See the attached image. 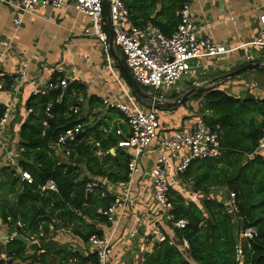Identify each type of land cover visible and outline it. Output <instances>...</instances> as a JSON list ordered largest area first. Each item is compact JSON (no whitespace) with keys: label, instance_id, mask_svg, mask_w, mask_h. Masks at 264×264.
Wrapping results in <instances>:
<instances>
[{"label":"trees","instance_id":"1","mask_svg":"<svg viewBox=\"0 0 264 264\" xmlns=\"http://www.w3.org/2000/svg\"><path fill=\"white\" fill-rule=\"evenodd\" d=\"M185 1L124 0L135 26H158L167 37L177 31ZM103 11L107 21L105 7ZM105 30L109 32L108 25ZM117 69L132 90L125 74ZM63 77L62 72H55L52 80ZM0 82L4 83V91L13 84L7 77L0 78ZM86 97V85L79 80L70 82L65 90L31 93L24 104L31 112L19 131L10 120L19 152L15 156L17 164L10 161L0 168V219L8 226L10 237L0 251L5 255L0 264H97L96 253L83 255L50 244L54 233L61 229L85 243L92 236L103 237L104 232L92 222L110 225L106 212L116 196L98 180L106 179L114 185L130 181L132 157L119 147L130 135L124 113L107 106L98 96H90L88 106L99 111H85ZM193 97L200 100L202 122L219 130L222 154L194 161L180 173L183 180L194 181V188L204 194L202 205L186 200L171 188L173 208L168 223L175 242L168 235L155 241L153 251L144 253L142 264H264V158L254 154L264 122L258 124L254 117H248L250 110L264 113V103L240 101L215 86L203 88ZM5 107L0 103V120ZM78 125L76 137L60 147L67 156L61 159L57 141L66 130ZM118 130L122 132L118 134ZM21 171L30 174L31 183L23 180ZM195 171L198 173L193 177ZM92 181L99 185L85 193L87 183ZM50 182L55 189L45 188ZM216 186H226L234 194L233 212L208 195ZM181 220L187 221L184 228L175 225ZM250 228L256 234L242 236ZM16 236L38 241L42 246L37 253L28 254L26 245ZM183 238L189 243L186 249L181 248Z\"/></svg>","mask_w":264,"mask_h":264},{"label":"crops","instance_id":"2","mask_svg":"<svg viewBox=\"0 0 264 264\" xmlns=\"http://www.w3.org/2000/svg\"><path fill=\"white\" fill-rule=\"evenodd\" d=\"M9 2L18 4L17 6L21 4L17 0H0V39L11 42L14 48L13 53L3 58L0 67L4 72H14L24 67L28 69V80L18 94L11 116L16 130L19 131L20 124L27 117L24 104L33 92L34 86L43 84L48 79L49 73L60 66L68 70V73L70 66L76 67L77 75L74 79L83 82L87 88V97L84 99L85 111L92 110V113L99 111L88 106L90 96L122 102L121 86L110 70L106 69L107 55L103 52L100 40L94 35L86 36L83 33L85 28L92 29V22L87 15L75 7L72 1L55 10L49 6L39 5L34 13L23 16L22 24L18 28L13 24L16 10L8 5ZM263 14L264 0H195L192 5V19L200 34L211 37L215 42L227 44L235 50L224 56L195 62L193 69L184 80L191 76L213 72L217 75L204 80L205 84L201 85L204 86L203 88L215 86L240 101L264 103V70H250L241 76L217 80L249 62H264V45L253 44L260 36L262 27L260 18ZM248 56H251V60H248ZM184 80L165 92L178 89L185 82ZM10 92L11 90H7L4 94H11ZM191 98L194 97L189 99ZM0 103L6 104L7 101L0 100ZM158 113L162 120L159 131L161 138H168L175 130L203 123L199 112L197 118L181 123L180 117L185 113L182 107L174 111L172 116L168 114L169 111ZM248 117H254L258 124L264 122V113L257 109L248 111ZM91 120H94V117ZM242 128L248 130L247 126ZM128 130L130 131L129 127ZM14 142L12 144H16ZM114 151L111 149L112 153ZM161 154L168 156L171 168L180 160L179 155L163 147L156 140L141 156L138 170L130 175L127 184L114 185L106 179L94 178L105 184L108 191L116 198L124 200V206L114 211V220L109 226L92 222L104 232V236L111 239L113 264H142L144 253L153 251L155 243L153 235L158 229L175 242L173 229L163 216L161 207L154 197L152 179L149 175ZM221 154L222 150L218 156ZM196 173L198 171L193 173V177ZM170 175L171 180L176 177L177 182L189 187L192 194L204 198V194L194 188V181L183 180L180 173L176 174L173 170ZM172 188L187 200L176 187ZM228 191L226 186H216L211 188L208 195L228 207L225 197ZM135 228L138 229V233L132 236L131 233ZM50 241L58 247L79 251L83 255L94 253V248L89 242L85 243L63 229L54 233ZM7 242L6 240L3 242L0 251ZM40 245L42 246L41 243ZM0 258H5V255L0 253Z\"/></svg>","mask_w":264,"mask_h":264},{"label":"built area","instance_id":"3","mask_svg":"<svg viewBox=\"0 0 264 264\" xmlns=\"http://www.w3.org/2000/svg\"><path fill=\"white\" fill-rule=\"evenodd\" d=\"M68 1H72L80 12L90 18L92 29L85 28L83 33L86 36H96L100 40L103 52L110 58L109 32L105 30L108 22L104 16L103 0H22L18 6L19 11L14 17L13 24L15 28L20 27L23 16L34 13L39 5L49 6L55 10L63 7ZM194 1H185L180 12V24L177 31L173 36L167 37L158 26L142 28L135 26L130 19L129 10L124 0H108L117 47L125 59L127 68L141 87L150 88L153 91L171 89L189 75L195 62L224 56L235 50L227 44L215 42L211 37L200 34L192 19ZM260 22L262 24L260 36L253 44L264 45V14L261 16ZM13 52V44L0 39V64L5 56ZM84 57L86 56L84 55ZM248 60H251V56H248ZM108 64L110 72L119 82L121 92L128 101V103H125L103 98L107 106L119 109L127 119L130 135L119 143V147L124 148L131 154L130 175L138 170V162L141 156L149 150L156 140L163 147L180 156L179 162L171 168L168 156L161 154L157 158L153 170L149 173L152 179L154 197L161 207L163 216L169 221L171 219L169 212L173 208L170 202V173H172V170L176 174L184 173L193 161L217 157L220 154L219 130L204 123H198L190 128L175 130L168 138H161L159 131L162 127V120L158 111L154 107H150L146 111L132 90L126 84H123L120 77L116 75L114 66L109 59ZM55 72H62L64 77L53 82L52 78ZM76 75L77 69L75 66H70L69 73L68 70L60 66L49 73L48 79L43 84L34 86L31 93L45 92L57 88L65 90L70 82L76 80L74 79ZM6 77L13 80V84L12 89H10L11 94L5 95L4 83L0 82V100L7 101L4 104L6 107L0 120V148L2 152L3 150L7 151V147H11V143H7L9 122L15 109L14 105L18 94L28 80V69L24 67L14 72H4L0 67V78L5 79ZM29 112L31 111H27V115ZM79 132L80 125L66 130L59 137L56 144L57 148L65 146ZM119 133H121L120 130H118ZM254 154L264 158V126ZM21 175L23 180L29 183L32 182L28 172L21 171ZM98 185V181L88 182L85 193L91 192ZM45 188L55 189V185L50 182ZM231 195L234 197V194ZM123 203L124 200L117 197L115 203L106 212L110 222L114 220V211L124 206ZM186 224V220L175 223L180 228H184ZM137 233L138 229L135 228L131 235L135 236ZM254 234H256V230L250 228L242 233V236L252 237ZM164 238L163 231L159 229L155 231L153 235L154 242L161 241ZM89 244L94 248L97 264H113V249L110 238L92 236ZM188 247V241L185 238L181 239V248L186 249Z\"/></svg>","mask_w":264,"mask_h":264},{"label":"rangeland","instance_id":"4","mask_svg":"<svg viewBox=\"0 0 264 264\" xmlns=\"http://www.w3.org/2000/svg\"><path fill=\"white\" fill-rule=\"evenodd\" d=\"M17 2H21L20 0ZM8 5L11 7V8H15L14 11H15V15L18 13L19 11V7L15 4H12V2H9ZM117 52H118V49H117ZM118 55L120 56V58L122 59V54L120 52V54L118 53ZM107 61L108 59L110 60L111 64L114 66V71L116 73L117 76L120 77L119 75V71L117 69V65H116V61L111 53V56L110 58L107 57ZM106 64H108V62H106ZM109 67V64L108 66ZM107 71H109V68H107ZM249 72V71H248ZM247 73V72H246ZM245 74V73H244ZM217 75L216 73H213V72H209L205 75H198V76H191L189 77L182 85H180V87L176 90H173V91H169V92H165L163 89L160 90V91H153L151 90L150 88H145L143 87V91L144 93L159 101V103H155L153 100H149V98H144L142 101L145 102L146 104V109H149V106H158V112H161V111H169L168 114H170L171 116L174 114V111L180 109L181 107L184 108L185 110V113L183 116L180 117V122L184 124L185 121H188L189 119H192V118H197L199 115H198V108H199V103L198 101L195 99V98H191L189 99L187 102L185 103H182L180 106L176 107V108H167V104L169 103H173L175 102L177 99L181 98L186 92H188L189 90H191L193 87L195 86H201V85H204L205 83L204 80H207L209 78H211L212 76H215ZM241 76V75H240ZM114 78V76H112ZM121 79V78H120ZM123 84H126L124 82L123 79H121ZM127 86V84H126ZM128 87V86H127ZM118 90V88H117ZM120 94L123 96L122 97V102H125V103H128V101L125 99L124 95L120 92ZM93 117H91L92 119ZM13 130L9 127V130L7 132V143H11V147H7L8 150L7 151H4L3 150V153H1L0 155V161H2V163H0V168L1 166L7 164L8 162L10 161H13L14 163L17 164V158L15 157L16 154L19 152L17 151V145L16 144H12L13 142V138L14 136H12V133ZM6 140V139H5ZM58 154L59 156L61 157V159H66V155L64 153H62V149L59 148L58 149ZM180 185V186H179ZM171 186L173 187H176L177 190H179L180 192H182V194L187 198V200L189 201H193L199 205H202V197H197L196 195L192 194L189 187H185V186H182L181 184H179L176 180V177H174L172 180H171ZM171 187V188H172ZM226 197V201H227V204H228V209L233 212L235 209L234 207V202H233V199L234 197H232L231 193L228 191V193L225 195ZM202 198V199H201ZM5 236H9V228L7 225H4L0 219V248H1V245L3 244V242H5ZM53 242H51L50 244H52ZM57 246V245H56ZM58 247V246H57Z\"/></svg>","mask_w":264,"mask_h":264},{"label":"water","instance_id":"5","mask_svg":"<svg viewBox=\"0 0 264 264\" xmlns=\"http://www.w3.org/2000/svg\"><path fill=\"white\" fill-rule=\"evenodd\" d=\"M104 7L106 9L107 13V22H108V28H109V45L111 49V53L116 61L117 67L125 74L127 80L130 82L131 87H132V92L136 95L139 101L143 100L144 98H149V100H153L155 103H159V101L147 96L144 91L142 90L141 86L138 84L136 79L134 78L133 74L129 71L127 66L123 63V60L120 58L117 52V44L115 40V34H114V28L113 24L111 21V15H110V6L108 0H103ZM250 70H264V62L256 61V62H249L245 64L244 66L237 68L236 70L227 73L226 75H223L222 77L217 78V80H226V79H231L236 76H239L243 73H246ZM204 86H195L188 92H186L181 98L177 99L173 103L167 104V108H176L179 106L180 103H183L187 101L190 97H192L194 94H196L198 91H200ZM154 107L155 109H159L158 106H151ZM234 215L232 214V217ZM6 241L10 240L9 236L4 237ZM16 239L20 240L23 242L27 249H28V254H35L39 251L40 249V243L38 241H32L24 236H16Z\"/></svg>","mask_w":264,"mask_h":264}]
</instances>
